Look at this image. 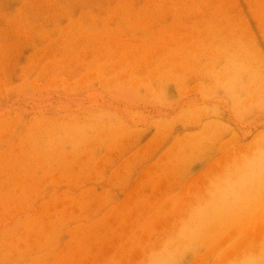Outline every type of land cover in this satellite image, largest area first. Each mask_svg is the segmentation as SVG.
<instances>
[{
	"label": "rangeland",
	"instance_id": "374dc122",
	"mask_svg": "<svg viewBox=\"0 0 264 264\" xmlns=\"http://www.w3.org/2000/svg\"><path fill=\"white\" fill-rule=\"evenodd\" d=\"M257 148L264 0H0V264H264L194 216Z\"/></svg>",
	"mask_w": 264,
	"mask_h": 264
},
{
	"label": "clouds",
	"instance_id": "9594fccd",
	"mask_svg": "<svg viewBox=\"0 0 264 264\" xmlns=\"http://www.w3.org/2000/svg\"><path fill=\"white\" fill-rule=\"evenodd\" d=\"M264 202V148L229 161L208 178L205 193L194 216L205 220L218 215L239 214ZM260 257L245 253L235 264H259Z\"/></svg>",
	"mask_w": 264,
	"mask_h": 264
}]
</instances>
